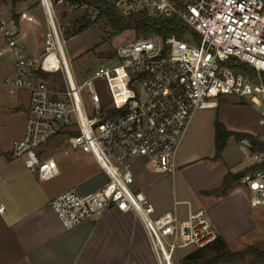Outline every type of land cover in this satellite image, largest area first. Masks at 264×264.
Segmentation results:
<instances>
[{
	"label": "built area",
	"instance_id": "2783aa9c",
	"mask_svg": "<svg viewBox=\"0 0 264 264\" xmlns=\"http://www.w3.org/2000/svg\"><path fill=\"white\" fill-rule=\"evenodd\" d=\"M42 1L51 32L39 56L27 53L18 26L0 16V40L5 43L0 69L3 58H13V74L0 76V87L28 98L24 133L12 144L13 158L39 181L52 180L59 174L56 159L44 154L64 136L62 155L91 154L107 173L108 182L93 193L73 188L52 201L50 207L65 229L115 207L139 217L157 264H181L185 252L212 246L219 236L206 212L191 210L187 202V218L181 219L180 203L175 202L174 212L157 213L146 194L135 189V166L144 162L153 173L174 176L191 120L198 111L217 107L220 96L250 103L264 118V0H119L121 17L146 12L154 18H178L189 31L183 39L134 38L115 51L114 65L100 64L80 85L71 74L51 4ZM230 63L252 68L257 81L237 74ZM40 72L61 73L65 89H52ZM98 80L110 90V103L99 95ZM84 91L93 107L90 116ZM254 158L257 164L264 162L262 154ZM241 185L249 192L250 206L264 208V169L246 175Z\"/></svg>",
	"mask_w": 264,
	"mask_h": 264
},
{
	"label": "crops",
	"instance_id": "0c3cea01",
	"mask_svg": "<svg viewBox=\"0 0 264 264\" xmlns=\"http://www.w3.org/2000/svg\"><path fill=\"white\" fill-rule=\"evenodd\" d=\"M12 74V63L0 69V76ZM27 106L28 98L24 108L26 117ZM257 110L252 111V121L231 115L220 104L198 111L177 154V183L174 176L153 173L144 162H139L135 166V189L146 194L157 213L174 212L175 202L180 203L178 207H186L183 215L178 210L181 219L187 218V202L193 211L204 210L229 248L240 241H246L249 246L264 242L263 232L257 234L264 208L250 206L245 188L233 189L220 199L203 194L216 189L228 173L236 174L257 164L256 154H252L253 164L245 166L228 159L232 137L222 158L212 161L216 152V120L230 132L247 133L264 141ZM24 125L25 122L18 137L7 142L0 139V204L4 207L0 212V264H157L145 228L134 212L111 207L103 215L73 229L63 227L50 207L52 201L73 188L84 195L91 194L108 182V175L93 155L81 151L79 155L73 153L72 157L56 160L58 176L39 181L11 153L13 142L23 136ZM62 139L65 144L62 152L67 147L64 136L55 139L49 148ZM192 252H185V257Z\"/></svg>",
	"mask_w": 264,
	"mask_h": 264
},
{
	"label": "rangeland",
	"instance_id": "374dc122",
	"mask_svg": "<svg viewBox=\"0 0 264 264\" xmlns=\"http://www.w3.org/2000/svg\"><path fill=\"white\" fill-rule=\"evenodd\" d=\"M53 10V17L56 25L58 35L63 43V51L68 62L71 74L77 85H80L84 80L94 74L100 64L114 65L116 61L113 58L115 51L122 45L131 43L135 36L132 32L126 31L123 34L108 40L109 33L104 30L103 26H96L83 32L82 34L72 38L66 39L65 31L71 29L73 21L77 19L79 13L74 7H70L67 4L58 2L56 5H51ZM25 14L26 18H22ZM0 16L7 22H13L18 26L20 35L19 39L25 47L28 54L39 56L44 52V42L47 34L51 32L48 23L46 12L43 8L42 0H0ZM15 16L19 17V23L14 22ZM23 20V21H22ZM5 47V43L0 40V48ZM13 60L11 55H7L2 59V67L11 63ZM48 85L52 89H65V81L61 73L54 74L52 78L47 80ZM98 93L105 102H111V93L107 88L106 83L102 80L96 81ZM86 112L90 116L92 114V104L89 97H87V91L82 95ZM123 96L117 93V99L122 101ZM218 104L220 108L228 109L231 115L243 116L248 120H254V114L252 111L256 109L252 104L237 100L233 96H220L218 98ZM27 105L26 94L22 97L18 95H11L9 91L0 87V139L1 141H9L15 136L18 137L20 128L26 120L25 107ZM18 108H20L18 115ZM257 110V109H256ZM260 123L264 129V118L257 110ZM58 140L55 147L52 146L44 154V157H54L57 161L64 160L67 157H72L73 153L80 154L81 151L72 152L69 156L61 154V149L65 147V144ZM231 146L228 150V159L235 164H242L241 166L253 164L252 153L249 148L241 145L234 138L231 142ZM238 168V167H235ZM173 177L171 175H168ZM175 183L179 180L178 167L175 172ZM177 190V199H180L178 193V184L175 187ZM244 188L237 185L234 189ZM186 207L179 206L178 210L181 215L184 214ZM255 216V215H254ZM253 218V217H252ZM254 220V218H253ZM257 234L260 236L264 234V217L261 219ZM250 239V238H248ZM249 244L246 241H240L230 246L229 250L232 252H239L247 248ZM254 246L264 251V242L256 243ZM185 252V251H184ZM183 252V253H184ZM217 251L212 247H208L202 253L203 260L210 259L215 256ZM249 261V260H248ZM248 263V262H247ZM239 263V264H247ZM182 264V261H181Z\"/></svg>",
	"mask_w": 264,
	"mask_h": 264
},
{
	"label": "trees",
	"instance_id": "16d2710c",
	"mask_svg": "<svg viewBox=\"0 0 264 264\" xmlns=\"http://www.w3.org/2000/svg\"><path fill=\"white\" fill-rule=\"evenodd\" d=\"M119 0H49L50 4L56 5L58 2L74 7L79 13L77 19L73 21L71 29L65 31L66 39L78 36L90 28L103 26L104 30L109 33L108 40L130 31L135 38L148 37L158 35L164 39L176 37L183 39L189 31L186 26L178 18H154L148 16L146 12H138L128 17H121L116 10V3ZM14 22L19 23V17L15 16ZM237 74H241L252 82L257 81L256 72L243 64L230 63ZM54 74L40 72L39 77L44 81L52 78ZM264 78V76H263ZM234 138L237 142L247 141L249 150L252 154L264 155V141L258 137L247 133H236L228 131L218 120L215 122V156L212 161H218L222 158V154L227 148L230 138ZM264 169V162L253 165L243 171L233 174L228 173L222 180L221 184L204 195L214 196L218 199L226 197L237 185H241L242 179L259 170ZM217 251L216 255L210 259L203 260L202 253L205 249L196 250L187 255L182 260V264H239L248 262L247 264H264V251L256 246H248L242 251L232 252L229 250L224 240L218 237L217 241L212 245ZM207 249V248H206ZM249 260V261H248Z\"/></svg>",
	"mask_w": 264,
	"mask_h": 264
},
{
	"label": "bare ground",
	"instance_id": "6f19581e",
	"mask_svg": "<svg viewBox=\"0 0 264 264\" xmlns=\"http://www.w3.org/2000/svg\"><path fill=\"white\" fill-rule=\"evenodd\" d=\"M44 5H45V8L47 9L48 8V3L46 1H45V4ZM51 27H52V25H51Z\"/></svg>",
	"mask_w": 264,
	"mask_h": 264
}]
</instances>
